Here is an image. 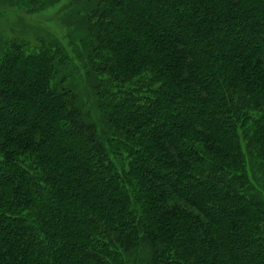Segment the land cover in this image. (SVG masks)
Segmentation results:
<instances>
[{"label":"trees","instance_id":"trees-1","mask_svg":"<svg viewBox=\"0 0 264 264\" xmlns=\"http://www.w3.org/2000/svg\"><path fill=\"white\" fill-rule=\"evenodd\" d=\"M73 3L0 60V264H264V0Z\"/></svg>","mask_w":264,"mask_h":264},{"label":"rangeland","instance_id":"rangeland-1","mask_svg":"<svg viewBox=\"0 0 264 264\" xmlns=\"http://www.w3.org/2000/svg\"><path fill=\"white\" fill-rule=\"evenodd\" d=\"M74 1L51 0V4L44 11L29 14L21 9L19 0H0V60L12 40L25 37L32 39V43L35 39L59 40L68 51L75 50L80 53L82 47L79 36L73 33L75 30H80L72 23L76 17L72 14ZM83 5L84 2L81 1L79 6L81 10ZM80 31L81 36L83 31ZM76 66L82 71L80 61H76ZM73 87L80 100L88 99V89L79 77L75 79Z\"/></svg>","mask_w":264,"mask_h":264}]
</instances>
